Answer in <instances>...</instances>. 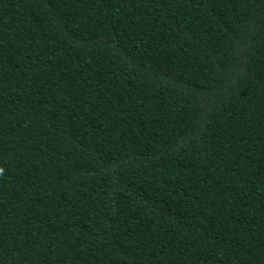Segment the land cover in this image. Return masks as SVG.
Returning a JSON list of instances; mask_svg holds the SVG:
<instances>
[{
	"label": "trees",
	"instance_id": "trees-1",
	"mask_svg": "<svg viewBox=\"0 0 264 264\" xmlns=\"http://www.w3.org/2000/svg\"><path fill=\"white\" fill-rule=\"evenodd\" d=\"M0 264H264V0H0Z\"/></svg>",
	"mask_w": 264,
	"mask_h": 264
}]
</instances>
